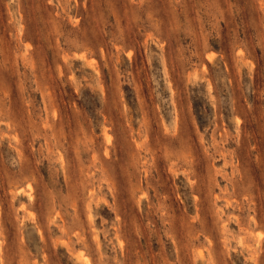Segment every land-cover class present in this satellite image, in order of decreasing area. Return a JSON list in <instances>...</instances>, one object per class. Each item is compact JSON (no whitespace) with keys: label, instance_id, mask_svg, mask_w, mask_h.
<instances>
[{"label":"rangeland","instance_id":"1","mask_svg":"<svg viewBox=\"0 0 264 264\" xmlns=\"http://www.w3.org/2000/svg\"><path fill=\"white\" fill-rule=\"evenodd\" d=\"M0 264H264V0H0Z\"/></svg>","mask_w":264,"mask_h":264}]
</instances>
